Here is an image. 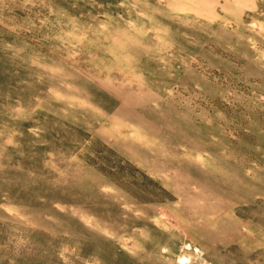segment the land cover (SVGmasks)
<instances>
[{
    "label": "rangeland",
    "instance_id": "rangeland-1",
    "mask_svg": "<svg viewBox=\"0 0 264 264\" xmlns=\"http://www.w3.org/2000/svg\"><path fill=\"white\" fill-rule=\"evenodd\" d=\"M0 264H264V0H0Z\"/></svg>",
    "mask_w": 264,
    "mask_h": 264
}]
</instances>
